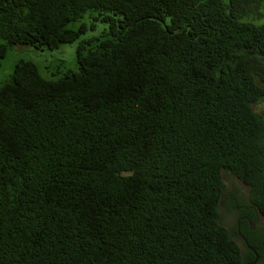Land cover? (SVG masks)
I'll list each match as a JSON object with an SVG mask.
<instances>
[{
    "label": "trees",
    "instance_id": "16d2710c",
    "mask_svg": "<svg viewBox=\"0 0 264 264\" xmlns=\"http://www.w3.org/2000/svg\"><path fill=\"white\" fill-rule=\"evenodd\" d=\"M264 0H0L16 47L76 49L0 88V264H250L221 224L224 174L264 264ZM262 14V18L260 15ZM236 235V231L233 232Z\"/></svg>",
    "mask_w": 264,
    "mask_h": 264
},
{
    "label": "rangeland",
    "instance_id": "374dc122",
    "mask_svg": "<svg viewBox=\"0 0 264 264\" xmlns=\"http://www.w3.org/2000/svg\"><path fill=\"white\" fill-rule=\"evenodd\" d=\"M261 13L264 14V8H262ZM260 17H263L262 14ZM263 22L264 17L258 23ZM81 25L87 27V32L75 43L64 44L52 50L46 48L40 50L23 46L9 51L0 67V88L7 83L13 73L15 65L21 61L35 63L41 76L50 81L59 80L65 74L77 71L76 49L78 44L84 40L100 37L108 30V25L101 21V17L97 12L86 14L75 27ZM224 181L229 194V201L220 210L221 224L230 231L233 238L239 244L241 251L245 253V248L241 241L237 238V235L233 234L236 231V222L239 218V209H234L233 204L235 199H245V201H248L249 188L232 174H224ZM249 225L251 229L254 228V230L264 233V218L261 215H258V220L256 219V221L250 222ZM260 238L264 240V234H261Z\"/></svg>",
    "mask_w": 264,
    "mask_h": 264
},
{
    "label": "flooded vegetation",
    "instance_id": "af4514ba",
    "mask_svg": "<svg viewBox=\"0 0 264 264\" xmlns=\"http://www.w3.org/2000/svg\"><path fill=\"white\" fill-rule=\"evenodd\" d=\"M238 209H239V208H238ZM245 218H246V216H245L243 213L239 212V218H238V220H237V222H236V235H237V238L241 241V243H242V245L244 246L245 250H246V249L249 250V251L255 256L254 251H256V252L258 253L257 249H255V248H253V247L250 246V244H249L247 238H246V237L243 235V233H242V226H241V223H242V221H243ZM256 219L258 220V215H257V218H256ZM255 221H256V220H255ZM252 230H253L252 233H255V232H256V231L254 230V228H252ZM251 236L255 239L254 241L260 243V245H262V246L264 245V242H262V241L256 239V236H255L254 234H252Z\"/></svg>",
    "mask_w": 264,
    "mask_h": 264
},
{
    "label": "water",
    "instance_id": "95a60500",
    "mask_svg": "<svg viewBox=\"0 0 264 264\" xmlns=\"http://www.w3.org/2000/svg\"><path fill=\"white\" fill-rule=\"evenodd\" d=\"M254 253H255V260H254L252 263H250V264H257V262H258V260H259V255H258V253H257L256 251H254Z\"/></svg>",
    "mask_w": 264,
    "mask_h": 264
}]
</instances>
